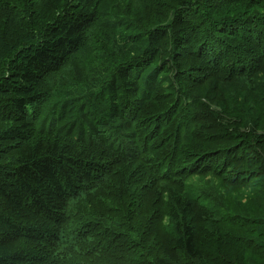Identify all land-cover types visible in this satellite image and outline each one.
Instances as JSON below:
<instances>
[{
	"label": "trees",
	"instance_id": "obj_1",
	"mask_svg": "<svg viewBox=\"0 0 264 264\" xmlns=\"http://www.w3.org/2000/svg\"><path fill=\"white\" fill-rule=\"evenodd\" d=\"M263 212L264 0H0V264L255 257Z\"/></svg>",
	"mask_w": 264,
	"mask_h": 264
},
{
	"label": "rangeland",
	"instance_id": "obj_2",
	"mask_svg": "<svg viewBox=\"0 0 264 264\" xmlns=\"http://www.w3.org/2000/svg\"><path fill=\"white\" fill-rule=\"evenodd\" d=\"M207 187L211 188V184L208 182V178ZM218 192V194L222 198L223 203L225 204L223 212H225L226 214H230L231 211H234V213H231L233 216H244L245 218L249 219L250 223L253 221V219L259 217L243 215L241 213L235 212V210H241L240 212H253L250 209L252 204L262 205L259 203V199L254 197L255 192L252 191L251 194H249L247 190L238 192L235 189L231 190V187H227L225 189L220 188ZM259 227L260 228H253V226H251L249 230L253 231V229H255L259 233V238L263 239L264 226ZM231 228H233L234 230H231ZM203 230L207 233L206 235L209 239L206 240L207 244L205 243V240H203V244L201 243V247L206 260H211L212 258H214V261L218 262L219 264H221V262L226 264H264V252L262 253L261 251L257 250L256 252L258 256L252 257L249 252H246L241 247L236 246V243L230 244L227 241H222L221 243H219V235L221 234L224 236H230L235 240H245L250 235L247 234V232L235 227H223L220 224L205 225L200 231L197 232L203 235ZM170 254L171 252L168 251V256L173 262H179V257L177 258L176 256H173V254H171L172 256ZM262 257L263 259L261 260L260 258Z\"/></svg>",
	"mask_w": 264,
	"mask_h": 264
},
{
	"label": "bare ground",
	"instance_id": "obj_3",
	"mask_svg": "<svg viewBox=\"0 0 264 264\" xmlns=\"http://www.w3.org/2000/svg\"><path fill=\"white\" fill-rule=\"evenodd\" d=\"M138 34H139V33H138ZM138 34H137V35H138ZM131 36H132V35H131ZM113 38H114V37H113ZM141 38H142V37H141ZM131 39H132V38H131ZM123 40H124V39H123ZM136 41H137V40H136ZM171 45H172V44H171ZM174 52H175V51H174ZM166 55H167V54H166ZM129 58H130V57H129ZM168 71H169V70H168ZM110 74H111V73H110ZM140 76H141V75H140ZM201 79H202V78H201ZM203 79H204V78H203ZM137 80H138V79H137ZM85 107H86V106H85ZM160 151H161V150H160ZM162 151H163V150H162ZM155 153H156V152H155ZM174 156H175V155H174ZM167 157H168V156H167ZM176 158H177V157H176ZM176 158H175V159H176ZM170 162H171V161H170ZM173 162H174V161H173ZM174 164H175V163H174ZM176 171H177V170H176ZM151 174H152V173H151ZM173 174H174V173H173ZM172 176H173V175H172ZM157 178H158V177H157ZM161 179H162V178H161ZM169 179H170V178H169ZM169 179H168V180H169ZM157 180H158V179H157ZM157 180H156V181H157ZM166 180H167V179H166ZM169 181H170V180H169ZM153 185H154V184H153ZM153 185H152V186H153ZM166 186H167V184H166ZM152 190H154V189H152ZM169 192H170V191H169ZM171 192H172V191H171ZM162 197H163V196H162ZM180 197H182V196H180ZM177 198H178V197H177ZM172 199H173V198H172ZM189 199H190V198H189ZM193 199H195V198H193ZM193 199H190V200H193ZM161 200H162V199H161ZM159 201H160V200H159ZM203 201H204V200H203ZM165 202H166V201H165ZM161 203H162V201H161ZM163 203H164V202H163ZM177 203H178V202H177ZM156 205H157V207H159V204H156ZM156 205H155V206H156ZM179 205H180V204H179ZM165 206H167V205H165ZM165 206H164V208H165ZM171 206H172V205H171ZM160 207H161V209H162L163 206L160 205ZM165 211H166V209H165ZM174 214H175V213H174ZM169 215H170V214H169ZM169 218H171V217H169ZM169 218H168V219H169ZM174 218H175V217H174ZM170 222H171V221H170ZM22 224H23V223H22ZM172 224H173V223H172ZM173 225H174V224H173ZM172 230H173V227H172ZM41 231H42V230H41ZM174 231H175V230H174ZM47 232H48V231H47ZM39 241H40V239H39ZM40 242H41V241H40ZM34 243H35V242H34ZM173 243H174V242H173ZM166 246H167V245H166ZM172 246H173V245H172ZM161 248H162V247H161ZM53 250H54V249H53ZM175 250H176V249H175ZM167 251H168V250H166V252H167ZM48 252H49V251H48ZM159 253H160V252H159ZM161 254H162V253H161ZM171 254H172V253H171ZM171 254H170V255H171ZM176 254H177V253H176ZM176 254H175V255H176ZM180 254H181V253H180ZM163 255H165V254H163ZM64 256H65V255H64ZM171 256H172V255H171ZM177 256H178V255H177ZM148 257H149V256H148ZM160 257H161V256H160ZM182 257H183V255H182ZM252 257H254V255H253ZM55 258H56V257H55ZM163 258H164V257H163ZM177 258H178V257H177ZM183 258H184V257H183ZM173 259H174V258H173ZM260 259L262 260L263 257L260 258ZM147 260H148V259H147ZM149 260H150V258H149ZM150 264H151V263H150Z\"/></svg>",
	"mask_w": 264,
	"mask_h": 264
}]
</instances>
